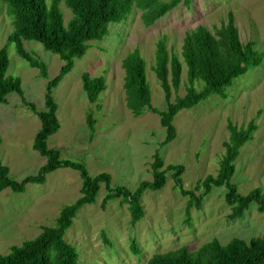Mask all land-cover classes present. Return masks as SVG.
Returning a JSON list of instances; mask_svg holds the SVG:
<instances>
[{
    "label": "rangeland",
    "instance_id": "rangeland-1",
    "mask_svg": "<svg viewBox=\"0 0 264 264\" xmlns=\"http://www.w3.org/2000/svg\"><path fill=\"white\" fill-rule=\"evenodd\" d=\"M50 5L51 0H46ZM67 26L73 13L60 4ZM235 18L241 40L253 42L264 56V0H189L181 4L152 26L142 21V10L134 9L121 24H111L110 34L101 42L92 43L87 54L75 61L73 70L64 76L53 90L58 104L59 131L48 139V147L60 152L61 158L83 163L92 177L100 173L111 175V189L126 187L135 191L143 181H152V162L159 153L164 167L182 165L185 190H195L207 176H216L224 155V142L229 139L228 123L246 127L254 121L257 130L235 161L232 178L239 194L245 196L255 189L264 191V61L250 69L227 90L226 99L211 96L191 110L181 111L174 120L177 137L161 147L166 131L157 114L146 112L134 117L126 105L123 59L139 49L147 64V80L152 91V104L166 111L164 91L153 71L156 45L167 38L171 54L183 63L181 88H172V102L186 94L187 69L182 58L183 39L197 26L210 30L226 22L229 14ZM13 19L3 4L0 13V51L8 52L7 76L20 79L25 99L38 111H45L47 79L29 66L9 42ZM25 48L48 65L49 79L60 72L63 61L44 50L36 41H25ZM104 77L107 88L98 104L92 105L82 86V75ZM198 83L196 87L198 88ZM93 110L97 120L95 138L89 142L87 113ZM41 121L29 110L22 98L12 93L7 104H0V160L9 168V176L22 182L36 176L46 159L33 149ZM79 172L58 169L46 176L41 185L27 184L25 191L15 193L5 189L0 193V254L11 247L37 238L46 227H54L63 207L81 196ZM203 189L196 191L199 196ZM108 192L100 185L96 201L82 207L65 240L79 254V264H145L155 253L187 247L199 250L204 244L218 239L228 244L233 238L249 242L264 236V213L252 203L242 218L230 219L231 207L226 203V188H213L203 199L200 209L189 211L188 196L176 186L173 172L167 170L165 186L148 190L141 199L144 218L135 226L131 213L121 199H112L103 206ZM109 243H106L105 240ZM140 254L132 251V242Z\"/></svg>",
    "mask_w": 264,
    "mask_h": 264
},
{
    "label": "trees",
    "instance_id": "trees-1",
    "mask_svg": "<svg viewBox=\"0 0 264 264\" xmlns=\"http://www.w3.org/2000/svg\"><path fill=\"white\" fill-rule=\"evenodd\" d=\"M188 2L189 0H51L49 5L46 0H0V13L4 4L13 19L14 29L8 38L9 42L15 45L17 54L30 67L37 69L40 76L48 80L45 93L46 109L38 111L34 104L25 99L21 80L7 76L8 52L5 49L0 51V104H7L8 96L16 93L22 98L24 105L38 116L41 128L35 135L33 149L46 159L36 176H29L22 182L12 179L9 176V168L0 160V193L5 189L21 193L25 191L27 184L41 185L45 183L48 174L58 169L77 171L82 180L81 196L61 209L56 225L44 228L35 239L11 247L8 254H0V264H79L77 249L65 240V233L73 225L79 210L85 205L95 203L100 185L104 184L108 192L103 206L112 199H121L122 205H128L131 224L135 226L144 218L142 196L148 190L158 191L165 186L167 170L173 172L175 184L183 195L190 198L188 211L192 206L200 209L203 199L213 188L225 187V200L232 209L230 219L242 218L252 203H256L258 211L264 213V191L255 189L243 196L232 183L236 172L235 161L241 148L253 139L257 130L254 121L241 128L232 122L228 123L229 139L224 142L225 152L218 173L216 176H207L198 183L195 190L183 188L184 167L169 165L165 168L159 153L155 154L151 164L153 180L143 181L135 191H131L126 187L111 189L110 174L100 173L92 177L83 163L64 160L58 150L48 147V139L61 127L59 107L53 90L58 87L64 76L73 70L75 61L87 54L92 43L103 41L110 34V25L125 22L135 8L142 10V21L149 27L181 4ZM61 3L73 13V18L67 26L64 25ZM25 41L39 42L45 51L60 57L63 66L55 78L49 79L47 63L29 52L24 46ZM182 58L187 69L186 94L178 95L172 102V88L175 92L181 88L183 63L177 55L170 53L166 37L158 41L153 71L164 91L168 104L166 111H160L152 104L147 64L140 50L135 49L122 62L126 105L137 118L146 112L159 115L160 124L166 131L161 147L176 139L174 120L181 111L191 110L214 95L226 99L227 90L234 82L250 69L260 67L264 61L263 54L255 48L253 42L244 43L241 40L232 13L226 22L213 31L200 25L187 32L183 39ZM82 86L89 102L92 105L97 104L100 109L98 102L107 88L105 78L93 77L85 72L82 75ZM86 125L89 142H93L97 125L93 110L87 113ZM1 143L0 138V147ZM201 189L203 193L197 196L196 191ZM105 241L109 243L107 239ZM132 251L140 254L135 240L132 242ZM145 264H264V236L253 238L249 242L233 238L226 245L218 239H213L195 252L181 247L155 253Z\"/></svg>",
    "mask_w": 264,
    "mask_h": 264
}]
</instances>
